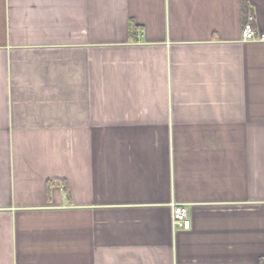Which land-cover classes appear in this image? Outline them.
I'll return each mask as SVG.
<instances>
[{
	"label": "crops",
	"instance_id": "0c3cea01",
	"mask_svg": "<svg viewBox=\"0 0 264 264\" xmlns=\"http://www.w3.org/2000/svg\"><path fill=\"white\" fill-rule=\"evenodd\" d=\"M250 14L264 32V0H0V264H264Z\"/></svg>",
	"mask_w": 264,
	"mask_h": 264
},
{
	"label": "built area",
	"instance_id": "2783aa9c",
	"mask_svg": "<svg viewBox=\"0 0 264 264\" xmlns=\"http://www.w3.org/2000/svg\"><path fill=\"white\" fill-rule=\"evenodd\" d=\"M255 18L252 14L243 25V40L244 41H257L264 40V32H257L254 27ZM173 223L176 229H190L192 226V219L189 211L184 204H173L172 209Z\"/></svg>",
	"mask_w": 264,
	"mask_h": 264
},
{
	"label": "trees",
	"instance_id": "16d2710c",
	"mask_svg": "<svg viewBox=\"0 0 264 264\" xmlns=\"http://www.w3.org/2000/svg\"><path fill=\"white\" fill-rule=\"evenodd\" d=\"M242 8H243L244 13L247 15L248 8H249V0H242ZM130 30H131V34H133L135 30H137V27L132 22H131Z\"/></svg>",
	"mask_w": 264,
	"mask_h": 264
}]
</instances>
